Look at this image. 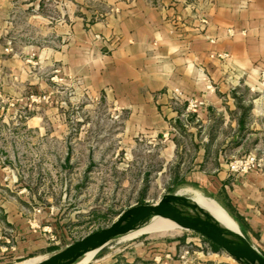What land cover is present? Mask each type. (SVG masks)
Wrapping results in <instances>:
<instances>
[{
  "label": "crops",
  "instance_id": "0c3cea01",
  "mask_svg": "<svg viewBox=\"0 0 264 264\" xmlns=\"http://www.w3.org/2000/svg\"><path fill=\"white\" fill-rule=\"evenodd\" d=\"M56 1L0 0V101L21 96L24 55L41 34L61 41L64 55L49 47L48 62L79 68L64 78L69 100L93 102L81 112L112 125L120 144H136L138 134L160 143L158 173L179 170V191L214 200L264 256V0ZM175 88L185 99H172ZM247 153L255 169L231 174L228 162ZM6 222L21 224L25 246L38 245L23 221L7 213ZM184 244H155L143 255L200 264Z\"/></svg>",
  "mask_w": 264,
  "mask_h": 264
},
{
  "label": "rangeland",
  "instance_id": "374dc122",
  "mask_svg": "<svg viewBox=\"0 0 264 264\" xmlns=\"http://www.w3.org/2000/svg\"><path fill=\"white\" fill-rule=\"evenodd\" d=\"M49 47L64 55L61 41L41 34L38 48L24 55L21 96L0 101V264L41 262L139 205L177 197L215 208L199 192L179 191V170L158 173L160 143L152 145L138 134L136 144H120L112 125L99 123L96 113L81 112V104L93 102L70 101L64 83L70 69L80 70L62 58L49 63ZM70 54L74 60L80 52ZM68 105L73 108L64 109ZM7 213L36 232L38 245L25 246L26 240L16 234L21 224H7ZM172 231L119 234L86 264H162L143 252L171 241L185 242L182 250L198 256L200 264H241L197 231Z\"/></svg>",
  "mask_w": 264,
  "mask_h": 264
},
{
  "label": "water",
  "instance_id": "95a60500",
  "mask_svg": "<svg viewBox=\"0 0 264 264\" xmlns=\"http://www.w3.org/2000/svg\"><path fill=\"white\" fill-rule=\"evenodd\" d=\"M172 199L170 202L160 200L154 205H139L123 211L109 226L36 264H76L87 252L94 251L95 254L114 237L148 224L155 216L175 222L181 228L197 231L241 264H264V256L247 241L238 224L223 208L235 223L236 231L215 220L191 198Z\"/></svg>",
  "mask_w": 264,
  "mask_h": 264
},
{
  "label": "bare ground",
  "instance_id": "6f19581e",
  "mask_svg": "<svg viewBox=\"0 0 264 264\" xmlns=\"http://www.w3.org/2000/svg\"><path fill=\"white\" fill-rule=\"evenodd\" d=\"M198 205L204 209L208 208L209 210L207 211L215 218V220L223 224L229 230H233V231L237 230L235 223L232 222L230 219H228L224 215V213L220 211L219 209H217L216 207L213 208L207 205H201V204H198ZM180 228L181 227L175 222L155 216L152 218V220L148 224L138 227L136 230H131V231L126 232L127 234L125 236L132 234V233H136V232H153V231L168 232L174 229L179 230ZM93 254H94V251L87 252L85 256L76 264H86V262L92 257ZM35 261H36L35 259H30L28 261L22 262L21 264H34Z\"/></svg>",
  "mask_w": 264,
  "mask_h": 264
},
{
  "label": "built area",
  "instance_id": "2783aa9c",
  "mask_svg": "<svg viewBox=\"0 0 264 264\" xmlns=\"http://www.w3.org/2000/svg\"><path fill=\"white\" fill-rule=\"evenodd\" d=\"M259 82L261 85L264 86V72L261 73ZM171 96H172V99L176 101L185 99L183 97L182 92L177 88L172 90ZM187 102L190 108H195L196 106L201 104V102L192 100V99H187ZM257 164L258 162H257L256 157L252 155L251 153H247L245 155L231 159L228 162V170L233 175H244L252 171L253 169H255Z\"/></svg>",
  "mask_w": 264,
  "mask_h": 264
},
{
  "label": "trees",
  "instance_id": "16d2710c",
  "mask_svg": "<svg viewBox=\"0 0 264 264\" xmlns=\"http://www.w3.org/2000/svg\"><path fill=\"white\" fill-rule=\"evenodd\" d=\"M210 202H212L214 205H216V206H218V207H220L214 200H210ZM221 208V207H220ZM222 209V208H221ZM223 210V209H222ZM212 243V245L215 247V248H219V246L218 245H216L215 243H213V242H211Z\"/></svg>",
  "mask_w": 264,
  "mask_h": 264
}]
</instances>
